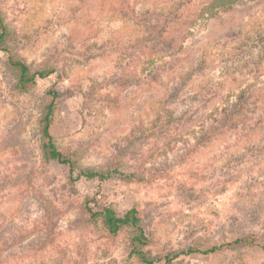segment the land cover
<instances>
[{
    "label": "rangeland",
    "instance_id": "1",
    "mask_svg": "<svg viewBox=\"0 0 264 264\" xmlns=\"http://www.w3.org/2000/svg\"><path fill=\"white\" fill-rule=\"evenodd\" d=\"M239 1L201 22L210 0H0L7 24L26 36L15 54L32 70L56 71L17 95L0 52V264H138L125 233L108 240L82 214L94 192L119 215L137 208L157 264L249 235L255 246L172 264H264V0ZM251 84L258 88L243 95ZM174 87L182 125L146 139ZM51 89L60 94L58 145L83 168L105 171L117 158L143 181L119 174L71 184L63 169L42 170L37 119ZM242 96L236 123L200 138L216 124L213 110Z\"/></svg>",
    "mask_w": 264,
    "mask_h": 264
},
{
    "label": "trees",
    "instance_id": "2",
    "mask_svg": "<svg viewBox=\"0 0 264 264\" xmlns=\"http://www.w3.org/2000/svg\"><path fill=\"white\" fill-rule=\"evenodd\" d=\"M239 0H210L209 4L204 5L196 14V20L201 22L213 21L221 17L223 14L231 12ZM174 19L178 17L175 15ZM179 23V22H177ZM183 24H180L182 26ZM21 38H26L25 35L17 34L6 22L3 13L0 11V52L6 55L5 67L13 77L12 90L17 95L30 94L34 89L38 80H44L55 74V69L51 66L44 65L38 70L32 68L26 61L15 54V50L22 45ZM190 75L187 76V78ZM256 84H251L247 87L248 90L243 92V95L254 93L258 88ZM178 88H173L168 95V99L160 106V113L152 125L146 129L145 138L149 139L155 135L162 136L169 131L173 125H182L184 121L182 114H178L173 107L178 95ZM48 99L40 106V113L37 119V128L39 134V151L42 170L49 168L63 169L71 184L81 180L97 181L99 185L108 181L115 175H124L129 180L137 182L143 181L140 173L131 172L122 169L121 162L115 158L113 167L105 171H98L93 168H83L79 164V159L76 153H70L62 149L51 133V127L55 121L58 100L60 94L57 90L51 89L48 92ZM246 100L244 96L234 104H229L215 108L213 110L215 117H210L212 122L210 130L202 129L200 138L216 136L222 131V128L229 125L233 126L239 117L244 113ZM181 122V123H180ZM100 200L98 192L84 198L81 204L82 214L86 217L91 225L96 228L108 240L116 238L119 234L125 233L127 237L126 252L129 258L138 262V264H157L156 258L150 255L148 247L151 244L150 238L146 235L144 228L141 225V218L136 207H131L124 214L119 215L111 207L104 205ZM44 242L43 245L50 246L54 239L53 213L49 204L45 207L44 215ZM255 246L256 243L251 235L236 239L232 243L225 245L214 246L206 251H201L196 247H189L185 251L164 257L165 264H172L179 256H190L192 254H211L216 251L232 246ZM264 252V247H259Z\"/></svg>",
    "mask_w": 264,
    "mask_h": 264
}]
</instances>
